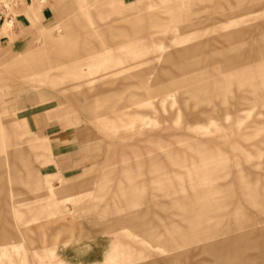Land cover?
<instances>
[{
	"label": "rangeland",
	"instance_id": "obj_1",
	"mask_svg": "<svg viewBox=\"0 0 264 264\" xmlns=\"http://www.w3.org/2000/svg\"><path fill=\"white\" fill-rule=\"evenodd\" d=\"M102 2L50 0L0 27L4 264H264V0ZM69 24L133 32L90 33L129 61L68 92L2 63L50 52Z\"/></svg>",
	"mask_w": 264,
	"mask_h": 264
},
{
	"label": "crops",
	"instance_id": "obj_2",
	"mask_svg": "<svg viewBox=\"0 0 264 264\" xmlns=\"http://www.w3.org/2000/svg\"><path fill=\"white\" fill-rule=\"evenodd\" d=\"M50 0H19L18 4L12 8L11 10L6 11L4 15L9 14V18L11 20L12 25H16L23 20L22 12L30 7H40L44 6ZM211 0H207L209 3ZM243 1V0H242ZM83 7H87L91 0H82ZM102 8L109 11H114L119 15L122 14L120 11L121 5H125L122 0H103ZM243 4H245L243 2ZM239 4V5H243ZM209 6L207 5V9ZM148 9V8H147ZM68 11L71 13L72 8L69 7ZM4 13V12H3ZM147 15L150 13H137V15ZM133 17V16H132ZM131 17L127 19H119L124 20L122 22H136V20L131 21ZM118 21V20H116ZM131 21V22H130ZM138 23L146 24L145 19L142 21L138 20ZM208 22V20H207ZM3 26V23L0 22V27ZM105 26V27H104ZM68 34L65 36L70 39L68 46L63 47V38L59 40H53L50 37H46L45 47L49 49L50 52L45 51H33L30 52L26 57L18 62H13L10 59H4L3 64L10 66H18V71L21 73L20 78L24 80H28V82L32 83L34 86L31 88L34 91H39L42 89V86H47L51 84V82L59 81L60 84L64 85V91H72V88H81L84 86H92L94 83L100 80H92L88 79V74L90 71L96 70L95 67H101L99 72H118L119 64H126L129 60L119 59L118 55L124 50L122 47L118 45L117 50L113 51L112 45L107 44H96L91 41L93 38L90 33H98L102 37L103 36H117L122 37L127 40L135 39L133 32H128L124 30H119V27H114V25H98L93 27L92 31L79 29L78 27L69 24L68 26ZM15 27H13L15 34ZM11 36V35H10ZM141 38L145 37V34L141 36ZM9 37L0 35V51L6 50L8 47H11V44L8 43ZM67 42V41H66ZM126 54V53H121ZM129 54V51L127 55ZM103 67V68H102ZM91 81V82H90ZM90 82V83H89ZM18 94L27 93L28 90L24 88V85H21L18 90ZM58 106H62L58 104ZM61 111L64 112L62 107H60ZM60 114L48 115L47 118L49 120L54 119L56 117L59 118ZM11 130L16 135H22V133L28 132V126L24 119L18 120L15 125L11 127ZM39 139V138H38ZM45 140H42L40 143L32 144L33 149H39L40 147L45 146ZM46 188L48 193L53 196L54 190L50 187V182L48 180L45 181ZM64 190H70V185H66ZM40 230V229H39ZM6 244H0V264H4V262L8 259L9 253L5 248Z\"/></svg>",
	"mask_w": 264,
	"mask_h": 264
},
{
	"label": "built area",
	"instance_id": "obj_3",
	"mask_svg": "<svg viewBox=\"0 0 264 264\" xmlns=\"http://www.w3.org/2000/svg\"><path fill=\"white\" fill-rule=\"evenodd\" d=\"M18 1H12V0H0V22L7 23V24H11V20L9 18V14L7 13L6 15H4L6 13V11L8 12V10H11L12 8H14L17 4ZM4 12V13H3Z\"/></svg>",
	"mask_w": 264,
	"mask_h": 264
},
{
	"label": "bare ground",
	"instance_id": "obj_4",
	"mask_svg": "<svg viewBox=\"0 0 264 264\" xmlns=\"http://www.w3.org/2000/svg\"><path fill=\"white\" fill-rule=\"evenodd\" d=\"M10 27V24H5V25H3V29H8Z\"/></svg>",
	"mask_w": 264,
	"mask_h": 264
}]
</instances>
